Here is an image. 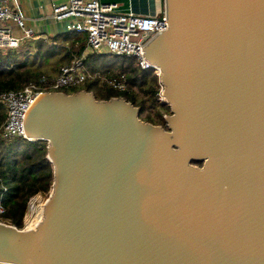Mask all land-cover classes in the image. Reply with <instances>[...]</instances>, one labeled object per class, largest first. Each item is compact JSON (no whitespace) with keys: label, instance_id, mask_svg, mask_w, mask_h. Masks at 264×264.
<instances>
[{"label":"water","instance_id":"1","mask_svg":"<svg viewBox=\"0 0 264 264\" xmlns=\"http://www.w3.org/2000/svg\"><path fill=\"white\" fill-rule=\"evenodd\" d=\"M162 1L144 55L166 128L122 97L41 96L25 130L52 189L35 230L0 223V264H264V0Z\"/></svg>","mask_w":264,"mask_h":264},{"label":"trees","instance_id":"2","mask_svg":"<svg viewBox=\"0 0 264 264\" xmlns=\"http://www.w3.org/2000/svg\"><path fill=\"white\" fill-rule=\"evenodd\" d=\"M75 33L72 30L50 39L32 40L26 52H20V47L0 49V128L7 119V109L1 102V96L6 92L22 90L43 76H56L63 66L70 65L86 47L85 42L76 46ZM33 42L35 48L32 51L29 46ZM104 57L112 60L106 61ZM84 64L90 74L100 73L104 78L125 74L128 90L116 91L105 80L96 77L88 78L85 84L74 87V91L64 93L74 94L85 90L93 93L97 100L122 97L135 107H140L141 116L148 109L159 108L164 112L158 114L160 122L166 128L164 115H170L171 108L159 101V76L154 70L142 69L134 57L95 51L87 54ZM145 122L160 124L150 119ZM47 154L45 142H31L24 138L5 140L0 137V200L5 208V214L0 218L18 229H24L28 200L37 194L49 195L51 192L53 168Z\"/></svg>","mask_w":264,"mask_h":264},{"label":"built area","instance_id":"3","mask_svg":"<svg viewBox=\"0 0 264 264\" xmlns=\"http://www.w3.org/2000/svg\"><path fill=\"white\" fill-rule=\"evenodd\" d=\"M51 6L55 19H74L70 29L84 33L87 46L79 57L70 65L63 66L56 76H43L38 82L28 84L22 90L6 92L1 96V102L7 109L6 122L0 128L1 138L28 140L25 119L37 100L44 94L62 92L65 87L79 86L88 78H104L100 73L90 74L84 64L87 54L93 51L134 57L142 69L154 70L159 76V100L166 101L163 96L164 86L160 79L161 71L146 60L144 55L146 52L144 48L156 36L169 28V17L166 10L158 15L123 13L117 10L116 2L102 0H65L62 2L52 0ZM10 20L22 30L21 36H16L12 28L5 24ZM25 39H36V34L32 28L27 26L23 12L20 9L14 11L6 3L0 1V49H17ZM105 81L116 91L126 92L128 90L125 74L107 77ZM35 196L28 200L25 216L29 213L31 215L36 213ZM4 214L5 208L0 200V216Z\"/></svg>","mask_w":264,"mask_h":264},{"label":"crops","instance_id":"4","mask_svg":"<svg viewBox=\"0 0 264 264\" xmlns=\"http://www.w3.org/2000/svg\"><path fill=\"white\" fill-rule=\"evenodd\" d=\"M6 3L14 11L20 9L28 27L32 28L36 34V39H50L51 37L72 31L70 26L74 19L68 18L57 20L52 15V0H0ZM62 2L65 0H54ZM104 2H116L118 11L123 13H135L139 15H158L162 12V0H102ZM10 26L16 36L22 35V30L13 21L5 23ZM74 31V30H73ZM76 32V31H75ZM76 46L84 43L87 46L86 35L75 33ZM32 42V41H31ZM29 42V43H31ZM86 48V47H85Z\"/></svg>","mask_w":264,"mask_h":264},{"label":"rangeland","instance_id":"5","mask_svg":"<svg viewBox=\"0 0 264 264\" xmlns=\"http://www.w3.org/2000/svg\"><path fill=\"white\" fill-rule=\"evenodd\" d=\"M32 40H28V39H25L23 42H22V45L20 46V48H19V51L20 52H26V51H28L27 50V48H28V45H29V42H31ZM29 48H30V50H34V48H35V43L33 42V45H31V46H29ZM105 53H108V52H104L103 54H105ZM104 60H106V61H110V60H112L111 58H109V57H104L103 58ZM102 77H104L103 75H102ZM105 78H107V77H105ZM105 78H102L103 80H105ZM83 84H85V83H82L81 85H83ZM74 87L75 86H72V87H65V89H62V91L64 92H67V91H74L73 89H74ZM97 97L98 98H101L99 95H97ZM160 101V100H159ZM161 102V101H160ZM162 103V105H165L164 103L165 102H161ZM164 114V112H163V110H160L159 108H156V109H148L146 112H144V113H142V116H141V118H142V120L145 122V120H152V122H154L155 124H159L158 126H163L164 124L162 123V122H160V117L158 116V114ZM166 116H169L168 114H165L164 115V118L166 117ZM152 124V123H151ZM164 127V126H163ZM50 195V194H49ZM49 195H43V194H37L34 198H35V203H36V205H37V210L41 207V206H43L45 203H46V201H47V199H48V197H49ZM34 217V215L32 216L31 215V213H29L27 216H25V219H24V223H25V227L27 226V222H28V220L29 219H32ZM27 218V219H26ZM0 223H5V224H9L8 222H6V221H4L3 219H1L0 218ZM10 225V224H9ZM24 227V228H25Z\"/></svg>","mask_w":264,"mask_h":264},{"label":"bare ground","instance_id":"6","mask_svg":"<svg viewBox=\"0 0 264 264\" xmlns=\"http://www.w3.org/2000/svg\"><path fill=\"white\" fill-rule=\"evenodd\" d=\"M44 206L45 205L41 206L34 214V217L28 220L27 226L24 229L35 230L37 228L38 224L44 219Z\"/></svg>","mask_w":264,"mask_h":264}]
</instances>
